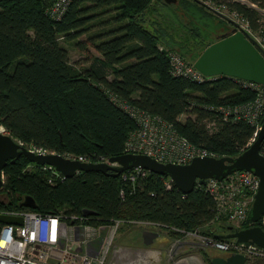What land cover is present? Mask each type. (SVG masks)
Instances as JSON below:
<instances>
[{
	"label": "trees",
	"instance_id": "1",
	"mask_svg": "<svg viewBox=\"0 0 264 264\" xmlns=\"http://www.w3.org/2000/svg\"><path fill=\"white\" fill-rule=\"evenodd\" d=\"M55 1L0 0V124L6 132L52 152L109 159L125 153L131 132L138 128L122 101L159 115L190 142L219 156H237L257 137L252 123L226 118L223 112L254 100L253 87L226 75L197 81L172 72L170 52L194 63L219 37L206 42L208 31L196 24H184L187 28L179 31L161 14L147 18L155 0H72L60 19L48 12ZM176 1L158 0L161 8L179 17L173 9ZM205 1L180 4L193 9V17L199 13L200 19L220 20L221 12ZM214 1L238 12L264 35V0ZM63 41L85 53L89 65L73 64ZM4 174L0 209L68 216L90 211L88 222L97 226L134 219L157 223L151 228L166 230L172 239L188 231L233 239L222 236L231 232L232 224L217 218L216 201L204 184L185 193L174 182L167 184L169 176L151 171L135 181L100 170L61 179L24 155L9 160ZM25 196L35 204L23 205ZM247 264H264V258Z\"/></svg>",
	"mask_w": 264,
	"mask_h": 264
},
{
	"label": "built area",
	"instance_id": "2",
	"mask_svg": "<svg viewBox=\"0 0 264 264\" xmlns=\"http://www.w3.org/2000/svg\"><path fill=\"white\" fill-rule=\"evenodd\" d=\"M71 2L72 0H56L48 8V12L53 18L60 19ZM231 18L239 29L249 34L264 49V35L253 31L246 18L235 11L231 12ZM170 60L175 75L197 81L210 79L199 71L194 63L177 52H170ZM239 80L244 85L253 87L257 95L254 100L247 103L224 107L223 112L226 118L233 115L236 120L245 119L252 123L257 135L264 115V84ZM120 104L138 122V128L131 132L126 142L125 153H145L161 162L180 164L189 163L197 156L219 157L216 153L190 142L159 115L122 101ZM2 127L4 129L0 132H6V128L3 125ZM28 146L37 153L52 152L32 144ZM63 155L70 159L91 161L84 156ZM98 161L117 165L108 158ZM45 167L53 170L58 178L66 177L54 165L45 164ZM148 172L150 170L146 168L135 167L122 173L125 178L135 181L138 177L146 176ZM2 178L1 189L5 183L4 171ZM50 181L52 182L53 179L50 178ZM172 182L170 178L167 184L170 185ZM204 185L216 201L217 218H225L239 229L245 228L246 225L247 227L260 225L264 228V214L258 221L249 220V212L260 185L258 175L247 170H236L222 180L209 178ZM0 214L22 217L21 223H7L0 220V264H119L120 255L126 249L114 245L117 231L125 225L136 224L143 228L157 226V223L151 221L134 219H115L108 225L97 226L88 222V215L68 216L62 212L42 213L33 209L1 208ZM105 228H108L107 234L104 233ZM187 234L201 238L196 245L199 247H203L204 244L206 247L217 248L223 253L240 252L246 255L247 261L258 257L264 258V247L255 243L238 242L236 239L222 240L203 236L198 231H188Z\"/></svg>",
	"mask_w": 264,
	"mask_h": 264
},
{
	"label": "water",
	"instance_id": "3",
	"mask_svg": "<svg viewBox=\"0 0 264 264\" xmlns=\"http://www.w3.org/2000/svg\"><path fill=\"white\" fill-rule=\"evenodd\" d=\"M231 32L223 33L219 39L207 46L194 61L195 67L205 76L219 75L249 80L264 84V49L249 34L238 28L236 22ZM165 52H167L165 50ZM264 140V122L257 137L237 156H197L189 163L161 162L145 153H124L109 158L113 165L105 161H80L70 159L61 153H37L29 144L8 132H0V189L3 186V171L9 160L12 162L22 155L38 164L54 165L66 177L74 176L79 170H100L118 175L125 170L143 167L151 172L169 176L185 193L192 192L197 184H205L209 178L224 179L236 170H247L260 177V185L249 212V220L258 221L264 214V153L261 151ZM22 204L33 206L34 199L25 196ZM85 211V214H90ZM0 220L7 223H21L22 217L0 214ZM231 232L222 235L238 242H250L264 247V228L252 225L245 228L230 226ZM159 232L145 228L143 241L151 245ZM212 264H247V257L240 252L222 253L212 257Z\"/></svg>",
	"mask_w": 264,
	"mask_h": 264
},
{
	"label": "rangeland",
	"instance_id": "4",
	"mask_svg": "<svg viewBox=\"0 0 264 264\" xmlns=\"http://www.w3.org/2000/svg\"><path fill=\"white\" fill-rule=\"evenodd\" d=\"M205 2L209 6L216 8L221 12L220 15L222 16H219V17H220V20L222 21L218 19H210V20L200 19L199 18L200 16L197 15L199 13L195 14L197 18L193 17V14H194L193 9L188 10L186 7L181 8L180 0L176 1L175 3L176 5L173 6L174 8L172 7L173 9L176 10L179 17H176V15H174L175 12L173 13L171 9L161 8L162 6L159 4L158 0L154 1V5L147 12L146 17L151 18V19H157V18H160L159 16L161 14V16L167 17V20H166L167 23H171L172 21L173 24L178 27L177 30L179 31L180 30L184 31L185 30L184 28H187V27H182L184 26V24H187L190 27H193L194 24H196L199 30H202L203 32L208 31L206 35L207 37L206 42H211V41L216 40L217 37H220L223 33L231 32L234 25L229 23L226 19H224L225 17L232 19L231 12L227 8L219 7L218 4L214 0H206ZM191 19H193L195 22H192ZM210 23H212L211 30L206 29L207 26H210L209 25ZM200 26L202 27L200 28ZM81 39L83 40L86 39V35L81 36ZM63 42L70 50V59L73 64H75L79 68L89 65V60L86 57L85 53L80 51L73 43L65 42V41ZM90 49L94 54L98 55V52L94 48L91 47ZM184 117L185 115L183 116V118ZM1 128H3L2 124H0V129ZM107 232H108V228H105L104 233L107 234ZM141 235H142L141 227L139 225H136V224L125 225L117 231L115 235L114 245L115 246L137 245L141 241ZM163 235L164 233L161 232L160 236L162 237ZM76 247L78 246L76 245ZM222 253L223 252L221 250H218L217 248H207L204 244H203V247L196 246V247H190V248L183 249V250L179 248L177 251H175L174 253L170 255L169 259H166L164 263L162 264H181L182 262H184L185 264H212L208 258V255H210V257H214L217 255H221Z\"/></svg>",
	"mask_w": 264,
	"mask_h": 264
},
{
	"label": "crops",
	"instance_id": "5",
	"mask_svg": "<svg viewBox=\"0 0 264 264\" xmlns=\"http://www.w3.org/2000/svg\"><path fill=\"white\" fill-rule=\"evenodd\" d=\"M145 228H141L142 231ZM159 232V235L154 239L151 245H146L141 235V241L134 246H118L126 250L120 255L119 264H162L170 255L177 251L190 247H196L201 241L199 236L187 234L183 238L172 239L169 237L166 230L154 229ZM164 235L161 237L160 233ZM185 264V263H184Z\"/></svg>",
	"mask_w": 264,
	"mask_h": 264
},
{
	"label": "bare ground",
	"instance_id": "6",
	"mask_svg": "<svg viewBox=\"0 0 264 264\" xmlns=\"http://www.w3.org/2000/svg\"><path fill=\"white\" fill-rule=\"evenodd\" d=\"M0 131H3V128H1ZM181 264H184V262H182Z\"/></svg>",
	"mask_w": 264,
	"mask_h": 264
},
{
	"label": "flooded vegetation",
	"instance_id": "7",
	"mask_svg": "<svg viewBox=\"0 0 264 264\" xmlns=\"http://www.w3.org/2000/svg\"><path fill=\"white\" fill-rule=\"evenodd\" d=\"M207 248H214V247H211V246H207Z\"/></svg>",
	"mask_w": 264,
	"mask_h": 264
}]
</instances>
